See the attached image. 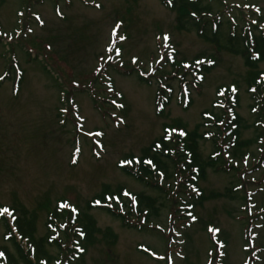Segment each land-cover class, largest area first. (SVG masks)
<instances>
[{
    "label": "rangeland",
    "instance_id": "1",
    "mask_svg": "<svg viewBox=\"0 0 264 264\" xmlns=\"http://www.w3.org/2000/svg\"><path fill=\"white\" fill-rule=\"evenodd\" d=\"M201 6L180 27L160 0H0V215L34 217V239L51 241L43 264H264V88L258 103L252 93L264 58L250 70L224 48L264 32V0ZM235 99L233 140L223 124ZM192 134L203 178L187 165ZM163 136L166 173L149 161L142 181L123 172ZM119 189L102 207L133 228L100 204L86 210ZM55 208L64 218L48 232ZM4 234L0 222V249L15 254Z\"/></svg>",
    "mask_w": 264,
    "mask_h": 264
},
{
    "label": "trees",
    "instance_id": "2",
    "mask_svg": "<svg viewBox=\"0 0 264 264\" xmlns=\"http://www.w3.org/2000/svg\"><path fill=\"white\" fill-rule=\"evenodd\" d=\"M161 3L168 7H173L174 9H178V25L181 27L184 24L187 23L186 19H194L193 16L195 14H200V15H205L208 12L207 8H204L201 6V0H160ZM171 3V5L169 4ZM173 4V5H172ZM194 27L199 28L197 24L194 25ZM201 29V28H200ZM202 29L200 30L199 33H201ZM214 36L211 39H208L211 43L214 45L218 46L216 43L217 38H216V32H213ZM203 35V33H202ZM235 39V38H234ZM234 39H228V45H226L224 48L231 54L235 56H240L244 60V65L246 68L250 70H256V64L261 61L264 58V33H259L258 35L254 36H248L246 34H243L240 36L239 39L235 41L233 44L231 41ZM235 45V46H234ZM203 67V70L210 69L211 66H207V64L201 65ZM251 82V81H250ZM252 83L254 84V91L252 92L254 95V100L256 103H258L259 96L262 94L260 90L264 88V72H257L255 73V76L252 80ZM162 88V87H161ZM156 101H161L163 102L162 98H157ZM166 103V102H164ZM232 105L228 107V111H231V117L226 119V122L223 124L224 130L228 131L227 134L233 138V140H236L239 136V129H240V124H241V119L237 116L235 109L238 106L237 99H235L233 102H231ZM221 110L223 109L222 107L220 108ZM224 111V110H222ZM255 113V112H254ZM205 115V114H204ZM223 115H226L225 111L223 112ZM256 116V115H255ZM208 117L204 116V119H207ZM210 118V117H209ZM216 127L219 128L220 125L219 123L220 120H216ZM177 126L180 127L181 129H184L181 124L177 123ZM254 127L258 129L260 126L258 124H254ZM258 132V130H256ZM194 139V134L189 136V143L187 145V148L191 152L192 159L190 161H187V165L189 163H193V165L197 166L199 169L200 177L203 178L204 176V169L205 166L203 165V162L199 159V156L196 153L195 150V140ZM174 147V141L172 140H167L165 137H161L158 141L154 142L148 150H143L142 151V159L141 164L136 168V170H123V172L127 173L130 177H133L139 181H142V176H149L151 174V169L142 166V163L146 159H150L151 162L154 164L155 169L157 171H163L166 173V165L160 161V158L166 157L169 158L171 156V153L168 151L169 148ZM160 148V150H157V148ZM237 147H244V146H238ZM154 150V154L152 156H149L150 150ZM159 153L160 156L158 157L156 154ZM171 162L173 163L172 159ZM210 166L212 168L216 167V156L212 157V161L210 162ZM189 167V165H188ZM190 169V168H189ZM198 175V174H197ZM123 197L122 190L119 189L116 193L108 194V192L102 193L99 196L95 197L93 202H89L86 205V210L88 211L91 209V207H94L95 201L100 204V208L104 209L102 206L104 205H112L111 200H118ZM138 205L140 207H145L151 210V213L156 215L157 214V207L154 205V201L148 197L145 196H138ZM105 212L120 221H122V224L125 227H134L132 225L127 224L124 219L121 218L119 214L114 212L111 208H106L104 209ZM12 211V222L7 220L6 217L0 215V222L3 223V226L5 228V240L8 243H11L14 253H11L8 251L6 248H1L0 249V264H43L45 260L47 262L49 261V258L47 257V254L45 252V243L51 244V241H49L46 238V242L44 238H39L37 240L34 239V217L30 219L28 217V214L26 210L20 209V215L17 216L15 214L14 210ZM141 211V209H139ZM140 213V212H138ZM148 216V214H147ZM150 216V215H149ZM64 217L61 213L60 210L54 209L50 216L49 220L46 224L48 232H51L54 230V228L60 229V226H57L55 224V221L62 220ZM84 221L83 223L85 224L84 227L80 228L82 231V235L84 239L90 243L91 239L94 236L95 231V224L94 221L87 215L84 214L83 216ZM69 227V225H67ZM107 235L113 239L114 241L116 240V236L111 233L110 230H106ZM66 237L67 234L66 232L64 233ZM48 237V236H47ZM58 243V241H56ZM26 247V249H25Z\"/></svg>",
    "mask_w": 264,
    "mask_h": 264
},
{
    "label": "snow or ice",
    "instance_id": "3",
    "mask_svg": "<svg viewBox=\"0 0 264 264\" xmlns=\"http://www.w3.org/2000/svg\"><path fill=\"white\" fill-rule=\"evenodd\" d=\"M183 134V133H182ZM0 211H2V212H8V209L7 208H5V209H3V210H0Z\"/></svg>",
    "mask_w": 264,
    "mask_h": 264
}]
</instances>
